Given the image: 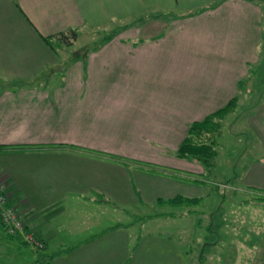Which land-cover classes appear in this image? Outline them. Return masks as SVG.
Wrapping results in <instances>:
<instances>
[{"label": "crops", "instance_id": "crops-1", "mask_svg": "<svg viewBox=\"0 0 264 264\" xmlns=\"http://www.w3.org/2000/svg\"><path fill=\"white\" fill-rule=\"evenodd\" d=\"M223 1L199 0L202 14L167 18L177 7L194 6V0L185 5L181 0H0V180L13 190L12 201L21 211L25 201L32 202L22 217L46 244L36 261L59 250L53 241L66 245L60 249L66 264L76 258L99 264L103 259L89 252L98 250L100 239L134 224L116 213L122 204L179 195L201 200L194 174L203 167L176 151L192 122L241 98L239 90L250 80L249 62L231 53L232 45L246 35L248 14H255L257 26L264 19L256 1ZM71 29L76 38L65 44L58 34ZM90 32H105L93 41L99 47L83 41L73 49ZM135 139L151 145L137 147L130 141ZM113 156H121L123 161L114 157L121 164ZM128 159L131 164L124 163ZM67 187L85 210L87 204L100 206L85 216L88 225L77 239L62 237L58 228L64 231V218H56L58 210L48 211L61 197L58 189ZM217 237L211 231V240ZM244 242L217 244L220 251L211 264H264V229L251 244ZM162 249L179 258L160 264H185L183 254L189 252L182 247ZM222 250L235 251L234 258L222 259ZM124 258V264L130 262Z\"/></svg>", "mask_w": 264, "mask_h": 264}, {"label": "rangeland", "instance_id": "rangeland-1", "mask_svg": "<svg viewBox=\"0 0 264 264\" xmlns=\"http://www.w3.org/2000/svg\"><path fill=\"white\" fill-rule=\"evenodd\" d=\"M181 1L185 5L186 0ZM197 1L199 0H194V6L187 7L185 5L175 8V11H169L167 18H172L180 13L186 14L188 11L195 13V15L196 13L198 15L202 14L200 11L204 9V3ZM235 1L224 0L223 2L233 4ZM247 1H256L257 6L264 11V0ZM213 5L217 6L215 3L211 4V7ZM157 11H151L150 13L149 11H143V13L154 14ZM254 16L255 14L252 17L248 14L247 33L243 37L238 38L240 41L237 44H241L232 45L231 49V53H235L249 62L245 76L249 77L250 80L244 82L246 89L239 90L238 94L241 96V100L236 101L234 108L224 117H221V120L220 118L214 119L216 123L213 124V127L216 130L201 133L200 142L211 146L212 149V155H207L208 159L205 162H201V159L198 158L199 168L201 167L202 169L203 167V173L194 174V177L200 180V187L198 188L202 192L201 196L203 197L199 201L191 202V204L187 203V201L174 203L171 201L172 199L157 203L122 204V209H117L116 213L120 214V219L124 223L133 221L134 224L124 230L121 228L123 231L120 233L117 232L100 239L99 251L93 250L89 252L96 255L97 259H103L100 260V263L98 260L99 264H118V261H120L119 264H124L125 256L127 259L130 258V262L126 261V264H133L134 262L131 260H135V264H144V260L145 264H160L161 261L163 262L162 259L179 258L174 252L169 253V250H163L162 248L165 244L178 245L189 252L183 254L185 264H211V260L216 258L218 256L217 253L220 251L218 248L220 246L216 247L217 244L222 247L239 239L242 242L246 241L251 244L257 238L259 231L260 234L263 232L264 19L261 20V25L257 26ZM135 17L137 18L138 15ZM104 33L101 32L102 35ZM101 34H94L96 35L94 36L91 35V32L90 34L83 33L78 41L74 43L73 49L78 47L83 41H89L90 43H86L89 47H99L100 42L93 41L99 39L102 36ZM255 46L257 50H255ZM217 123L220 125L218 126ZM130 141L132 144H136L137 147H139L138 145H151L148 140L145 143L144 140L140 139ZM126 143L130 144L128 140ZM114 157L123 161L121 156ZM56 161H58V157ZM121 161L116 160L115 163L121 164ZM130 161L132 160L128 159L124 163L131 164ZM137 163L138 165H147L144 161H141L142 164L139 161ZM104 176L111 178L114 175L105 174ZM71 182L69 180L64 185L66 186ZM188 182L189 179L185 178L183 184L186 185ZM0 185H3L7 190L8 198L6 204L15 207L24 222L25 228L32 231L31 228L28 229L26 227L28 225L27 218L24 220L22 217V212L28 211V207L32 202L30 200L25 201L23 205L26 210L22 209L21 211V207L17 206L15 201H12L14 197L13 190L8 189L6 183L2 180H0ZM69 187L58 189L59 192L57 194H60L61 197L54 200L56 205L49 204L48 211L58 210L55 212L57 213L56 218H64V231L63 228H58V231L63 235L62 237L65 236V239H77L81 235V230L85 228L83 225H88L85 216L89 215V213L93 215L95 213L94 209H99L100 206L96 207L87 204L88 210H85L84 204L76 202V195L73 192L69 193ZM55 194L56 192L53 193V198H55ZM47 197L49 198V196ZM131 212L137 214L136 219L130 216ZM83 214L84 217H82ZM69 216L73 217L69 218ZM107 218L109 217L104 212V219ZM1 221L0 215V264H66L63 251L60 250L66 245L58 246L57 242L52 241V246L59 247V250H56L51 256L39 258V261H36V254L45 250L46 244L44 240L40 239L39 235L36 234V238L44 243V247L39 251L32 250L26 242L22 243L18 238L6 235ZM102 221L105 223L103 219ZM53 225L57 226L56 222ZM79 225H82V227ZM239 228L242 231H238ZM214 230L219 234V237L211 240V231ZM33 232H35L34 229ZM82 237L84 236L80 238ZM214 240L217 241L214 242L215 246L213 249L211 248V242ZM111 243L119 245L118 251L108 249L109 246L107 244ZM133 246H135L134 249ZM226 250L221 251V258H234L233 252L235 251H228V254ZM49 257L51 258L49 259ZM68 262L70 264H81L79 258Z\"/></svg>", "mask_w": 264, "mask_h": 264}, {"label": "trees", "instance_id": "trees-1", "mask_svg": "<svg viewBox=\"0 0 264 264\" xmlns=\"http://www.w3.org/2000/svg\"><path fill=\"white\" fill-rule=\"evenodd\" d=\"M58 35L62 38V40L65 41V44H70L71 42L69 41L68 37H71L72 39L76 38L77 31L74 29H71L67 32H61ZM113 34H109L107 38H110ZM45 40L49 42V38L45 37ZM237 99L236 97L231 98L224 106L218 108L217 110L209 113L207 116H205L203 119L199 121H194L189 125L187 135L179 145V148L176 151L177 156L181 158H191V159H196L199 161L201 159V162H205L206 159H208V156H211V146L206 145L204 142H200V137L201 133L204 131H211V130H216L213 127V124L215 118H220L224 117L232 108L235 107ZM219 126L220 124L217 123ZM199 158V159H198ZM204 165V163H203ZM199 181V180H198ZM198 200L197 198H185L182 195H179L175 198H172V202L174 203H179L182 201H187V202H196ZM2 223V222H1ZM5 231V230H4ZM9 235V237H14L18 238V236H14L11 234L6 233ZM19 239V238H18ZM22 243H25V241L19 239Z\"/></svg>", "mask_w": 264, "mask_h": 264}, {"label": "built area", "instance_id": "built-area-1", "mask_svg": "<svg viewBox=\"0 0 264 264\" xmlns=\"http://www.w3.org/2000/svg\"><path fill=\"white\" fill-rule=\"evenodd\" d=\"M7 190L3 185H0V215L2 225L6 233L18 236L21 240L25 241L28 246L35 251L43 249L44 243L36 238V234L27 230L23 225L22 218L17 213L14 206L7 203Z\"/></svg>", "mask_w": 264, "mask_h": 264}]
</instances>
